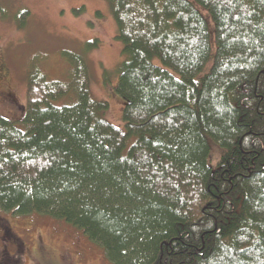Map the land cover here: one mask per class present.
<instances>
[{
  "label": "trees",
  "instance_id": "16d2710c",
  "mask_svg": "<svg viewBox=\"0 0 264 264\" xmlns=\"http://www.w3.org/2000/svg\"><path fill=\"white\" fill-rule=\"evenodd\" d=\"M106 1L125 128L81 55L69 82L34 65L23 118L0 114V210L62 220L114 264H264V0Z\"/></svg>",
  "mask_w": 264,
  "mask_h": 264
},
{
  "label": "rangeland",
  "instance_id": "374dc122",
  "mask_svg": "<svg viewBox=\"0 0 264 264\" xmlns=\"http://www.w3.org/2000/svg\"><path fill=\"white\" fill-rule=\"evenodd\" d=\"M116 36L106 0H0V65L8 73L7 79L0 78V114L15 121L23 118L34 65L50 80L69 82L73 68L65 51H70L85 59L92 96L108 101L106 118L124 129L123 102L113 94L124 58ZM94 40L98 45L88 49L86 43ZM211 144L210 161L216 166L224 149ZM0 223L11 225L12 231L0 227V250L7 246L18 264H114L100 244L62 220L0 210Z\"/></svg>",
  "mask_w": 264,
  "mask_h": 264
},
{
  "label": "flooded vegetation",
  "instance_id": "af4514ba",
  "mask_svg": "<svg viewBox=\"0 0 264 264\" xmlns=\"http://www.w3.org/2000/svg\"><path fill=\"white\" fill-rule=\"evenodd\" d=\"M7 76H8V73L6 71V68L4 67V65H0V78L2 77L3 79H7ZM10 226L3 224L0 227H8V230L4 229V231L5 232L9 231L10 233H12ZM0 264H18L17 260H13V255L10 253L7 246L6 247L4 246L2 252L0 250Z\"/></svg>",
  "mask_w": 264,
  "mask_h": 264
},
{
  "label": "bare ground",
  "instance_id": "6f19581e",
  "mask_svg": "<svg viewBox=\"0 0 264 264\" xmlns=\"http://www.w3.org/2000/svg\"><path fill=\"white\" fill-rule=\"evenodd\" d=\"M97 125V124H96ZM134 142V141H133ZM233 166V165H232Z\"/></svg>",
  "mask_w": 264,
  "mask_h": 264
}]
</instances>
